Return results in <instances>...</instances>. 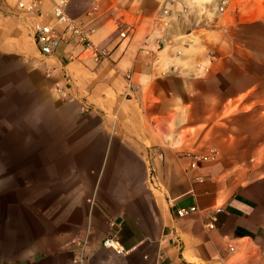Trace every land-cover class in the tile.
<instances>
[{
	"label": "crops",
	"instance_id": "obj_1",
	"mask_svg": "<svg viewBox=\"0 0 264 264\" xmlns=\"http://www.w3.org/2000/svg\"><path fill=\"white\" fill-rule=\"evenodd\" d=\"M31 1L0 0V62L47 102L36 160L6 162L0 264H264V0H71L100 63L74 38L43 58Z\"/></svg>",
	"mask_w": 264,
	"mask_h": 264
},
{
	"label": "rangeland",
	"instance_id": "obj_2",
	"mask_svg": "<svg viewBox=\"0 0 264 264\" xmlns=\"http://www.w3.org/2000/svg\"><path fill=\"white\" fill-rule=\"evenodd\" d=\"M19 59H14L12 64L0 62V208L8 207L6 162L17 155H33L32 159L36 160L40 119L47 109L44 94L39 92L38 78L26 74L25 68L20 67L25 62Z\"/></svg>",
	"mask_w": 264,
	"mask_h": 264
},
{
	"label": "built area",
	"instance_id": "obj_3",
	"mask_svg": "<svg viewBox=\"0 0 264 264\" xmlns=\"http://www.w3.org/2000/svg\"><path fill=\"white\" fill-rule=\"evenodd\" d=\"M71 0H52V14L54 17V23L48 24L39 21L35 25V40L38 51L43 58H51L55 55L58 48L63 42H70L71 38H74L78 44L82 45L85 50H90L92 58L95 62L100 63L108 57V53L99 47H97L89 36V32L83 29L82 23L78 20L72 19L68 14V6ZM44 0H33L30 3H21L19 8L29 15H42V7ZM227 6V0H223L219 6V12L223 13ZM96 9V8H95ZM58 26H63L65 29L63 32L58 31ZM122 38L126 37V32L120 34ZM218 156L217 150L209 156L193 154L191 168L198 167L200 161L215 160ZM198 210L197 207L182 208L178 210V216L185 217ZM224 208H218L213 214L212 222L209 224L211 229L215 228L217 222V215L222 213ZM104 245L110 248H114L117 252L121 250L115 248L113 245V239L109 238L105 240Z\"/></svg>",
	"mask_w": 264,
	"mask_h": 264
}]
</instances>
